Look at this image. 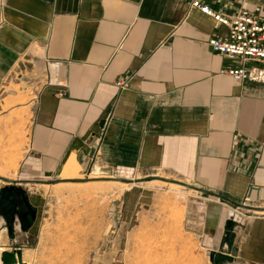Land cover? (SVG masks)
Wrapping results in <instances>:
<instances>
[{"label": "crops", "instance_id": "crops-1", "mask_svg": "<svg viewBox=\"0 0 264 264\" xmlns=\"http://www.w3.org/2000/svg\"><path fill=\"white\" fill-rule=\"evenodd\" d=\"M203 2L264 16V0ZM225 33L186 0H0V133L27 125L9 180L91 161L172 179L217 200L206 209L216 252L264 264V84L225 74L236 63L209 46Z\"/></svg>", "mask_w": 264, "mask_h": 264}, {"label": "rangeland", "instance_id": "rangeland-1", "mask_svg": "<svg viewBox=\"0 0 264 264\" xmlns=\"http://www.w3.org/2000/svg\"><path fill=\"white\" fill-rule=\"evenodd\" d=\"M11 119L18 118L12 115ZM18 121L13 130L0 133L2 178L17 176L15 171L26 150L22 139L27 138V125ZM96 169L94 163L84 169L68 164L60 176L18 185L36 210V220L26 228L15 220L9 234L0 213V252L10 244L23 248L26 264H212L216 227H209L206 209L217 200L162 181V176H120L101 171L96 177ZM88 177L93 180L71 182ZM117 179L132 182L121 186ZM8 186L0 179V197ZM257 211L261 210L253 214L259 215ZM222 226L217 231L225 235ZM24 231L32 237L27 246L20 244ZM229 251L225 254L234 257L232 264H262L236 258L235 248Z\"/></svg>", "mask_w": 264, "mask_h": 264}, {"label": "built area", "instance_id": "built-area-1", "mask_svg": "<svg viewBox=\"0 0 264 264\" xmlns=\"http://www.w3.org/2000/svg\"><path fill=\"white\" fill-rule=\"evenodd\" d=\"M186 1L190 11L198 10L212 18L216 30L225 29L224 35H216L209 42L214 53L236 63L225 74L238 83L264 84V16L257 13L260 9H242L234 16H227L214 12L203 0ZM117 86L124 87L125 82L120 80ZM232 218L237 221L236 215Z\"/></svg>", "mask_w": 264, "mask_h": 264}, {"label": "water", "instance_id": "water-1", "mask_svg": "<svg viewBox=\"0 0 264 264\" xmlns=\"http://www.w3.org/2000/svg\"><path fill=\"white\" fill-rule=\"evenodd\" d=\"M106 173L108 175H112V171L110 169L108 170H100L99 172ZM94 173H98L97 170L93 171ZM148 178H155V177H148ZM0 179L7 184H9L8 187H5L3 191L1 192L0 197V213L2 217L4 218L5 222L8 224H13L15 220H18L20 225L22 226L28 219V216H30L33 220L36 218V210L33 209V207L30 205L28 201V195L27 193L20 187H17L20 184L24 183H30L27 181L22 180H9L6 178L0 177ZM122 183L130 184L132 181L124 180V179H117ZM162 181L174 183L177 185H181L185 188H189L194 191L203 192L200 189H197L196 187H192L190 185L174 181V180H167V179H160ZM89 181L88 179L86 181H78L73 180L72 183H83ZM59 182H62L59 181ZM48 184H50L48 182ZM224 199L223 197H220ZM239 207L248 208L244 205H237ZM232 224L228 223L226 230H227V237L225 238V243L230 245L233 242V233L231 232ZM10 233H12V227H10ZM32 237L24 231L22 238L20 240L21 245H29L30 240ZM36 239L33 238V242ZM212 264H225L229 263L232 264L235 259L229 254H225L222 252H216L211 256ZM0 264H26L23 261L22 258V249L21 248H15L13 252H3L0 255Z\"/></svg>", "mask_w": 264, "mask_h": 264}, {"label": "flooded vegetation", "instance_id": "flooded-vegetation-1", "mask_svg": "<svg viewBox=\"0 0 264 264\" xmlns=\"http://www.w3.org/2000/svg\"><path fill=\"white\" fill-rule=\"evenodd\" d=\"M36 215H37V214H36ZM35 220H36V218L33 220L30 216H28L27 221H26L21 227L26 228L30 222H34ZM7 227H8V232H9V234H10V227H11V224H7ZM0 253H1V252H0ZM2 253H3V252H2ZM2 253H1V254H2Z\"/></svg>", "mask_w": 264, "mask_h": 264}, {"label": "bare ground", "instance_id": "bare-ground-1", "mask_svg": "<svg viewBox=\"0 0 264 264\" xmlns=\"http://www.w3.org/2000/svg\"><path fill=\"white\" fill-rule=\"evenodd\" d=\"M97 170V172H99L100 171V169H96ZM94 175H96V177H97V175H98V173H94ZM5 176V172L4 171H0V177H4ZM88 180H93L92 178H89L88 177ZM73 181V180H72ZM77 185V184H76ZM81 185V184H80ZM118 185H121V186H125L126 184H123V183H121L120 184V182H119V184ZM1 255V254H0ZM22 258H23V256H22Z\"/></svg>", "mask_w": 264, "mask_h": 264}]
</instances>
